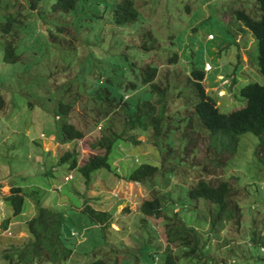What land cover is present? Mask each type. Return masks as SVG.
<instances>
[{"label": "rangeland", "instance_id": "374dc122", "mask_svg": "<svg viewBox=\"0 0 264 264\" xmlns=\"http://www.w3.org/2000/svg\"><path fill=\"white\" fill-rule=\"evenodd\" d=\"M121 1L78 0L74 10L60 13L54 10L55 0H43L35 10L29 0H0V96L4 100L0 111V264H12L6 255L27 248L34 241L27 223L38 216L40 205L65 218L74 209L84 212L89 207L110 214L106 224H98L100 228L88 229L85 223L77 226L83 236H78L80 242L91 236L87 244L96 250H90L86 244L85 254L84 246L78 244L70 259L55 264H90L98 259L106 264H162L161 260L156 262V257L153 263L157 246L173 254H178L179 248L168 243L165 216L149 217L144 223L141 205L159 197L167 214L192 217V226L207 233L211 224L218 222L214 216L216 209L202 201H194L191 206L185 203L181 187L190 188L201 179L216 183L224 177L236 191L231 203L236 217L225 228L210 232L208 244L214 249L211 255L222 258L223 264H252L257 248H250V253L246 238L252 235V227H260L264 234V204L260 201L264 190L256 198L257 189L241 187L235 176L242 170L241 157L248 167H255L251 160L255 144L249 135L243 136L232 162V155L223 162L211 152V135L205 128L194 121L199 129L195 133L183 126L187 122L181 124L179 120L193 115L194 107L201 101L193 88L192 71L203 69L206 62L212 71L205 72L202 84L223 114L244 106L241 89L252 83L263 84V76L254 67L258 43L251 32L240 29L243 27L234 16L235 11L242 10L259 20L261 15H256L255 8L258 5L255 0H133L138 11L136 20L118 24L115 13ZM9 43L20 58L16 63L3 60ZM151 66L158 69L157 85L170 91L169 125L175 130L179 128L164 140L163 145L170 150L160 149L152 130L138 135V143L120 142L112 153V172H99L89 184L76 171L69 172L67 165H59L67 150H74L79 156L80 166L91 156L104 153L92 148L105 132L104 121L110 119L112 123L114 117L115 128L121 132L125 117L123 110L109 112V101H98V107L93 95L106 85L114 88L111 84L123 81L143 86L141 74ZM148 91L139 89L125 99L142 93L148 97L146 100L156 103L158 97L150 98ZM122 93H126L124 85ZM61 104L73 109L63 116ZM159 113L158 107L155 116ZM103 116L108 117L83 139L67 145L60 143L64 122L88 130ZM190 137L195 141L196 152L189 151L188 160L181 159L180 165L176 158ZM171 142L173 146L169 147ZM142 164L157 166L159 175L142 183L125 180ZM169 169L174 173L171 178ZM68 176L72 180H67ZM251 176L255 178L251 181L254 186L264 183V169L253 170ZM13 186L21 187L26 199L25 211L19 216L13 214L6 199ZM178 198H183L181 203ZM175 202L177 205L172 208ZM252 204L259 208L250 209ZM73 222L78 224L79 220ZM145 225L147 230L143 233L151 231L150 225L158 232L152 237L147 233L146 241L142 235L133 244L131 237L136 229ZM240 243L237 257L233 258L227 250ZM48 254L52 255H41L45 259L39 264H48ZM214 262L216 259L206 263Z\"/></svg>", "mask_w": 264, "mask_h": 264}, {"label": "trees", "instance_id": "16d2710c", "mask_svg": "<svg viewBox=\"0 0 264 264\" xmlns=\"http://www.w3.org/2000/svg\"><path fill=\"white\" fill-rule=\"evenodd\" d=\"M29 1L32 8L35 10L43 0ZM77 1L78 0H55L54 10L60 13H68L75 9ZM255 2L258 5V7H255L257 11L256 15H261L259 20H256L242 10L235 11L234 16L240 27H243L240 29H243L247 34L251 32L258 43V59L257 65L254 62V67L257 66L259 73L264 79V0H255ZM115 16L116 23L118 24L134 22L138 16L134 1L122 0L117 5ZM210 35L213 36L212 34ZM15 51V47L11 43L7 44L3 56L4 62L16 63L20 60ZM236 68L238 69L239 67ZM203 70L204 69L194 68L192 71L193 79H195V81H192L193 88L196 95L200 96L201 101L194 107V114L183 120H179V123L182 124L184 121L187 122V124H184L183 126L192 129V132L195 133L198 132L199 129L194 126V121L205 128V131L211 135V142L209 145V148L212 149L211 152H214L216 158L221 159L223 162H226L227 158L231 155L233 157L229 158V162H232L243 136L249 135L250 140L255 144V149L253 150L254 156L251 159L253 160L255 167L252 168L251 165L248 167L245 163V158L241 157L239 161L243 163L242 170L239 171L235 177L241 187H255V189H257L255 197L258 198L257 193L264 190V183H256L254 186L251 181H255V178L251 176V173L253 170L264 169V80L262 85L252 83L241 89L240 97L243 99L242 102H245V107L230 114H223L220 112L219 107L216 106L214 100L207 94L205 87L202 84L205 77V72ZM228 71H226V73ZM157 74L158 69L151 66L145 70L143 69L141 74V83L143 86L135 84L128 85L123 81V84L122 82L111 84L114 88L106 85V88L95 92L93 98L96 101L97 106L100 105L98 101L103 103L101 100H105L109 101L111 103L110 105H112H107V108L110 106L109 112H115L117 109H119V111L123 110L125 117L124 126L120 132V130H117L114 125L117 119L112 117V123L110 122V119L104 121L105 132H103L102 136L96 139L92 145L93 150L103 151V154L91 156L84 165L80 166L78 165L79 156L73 152L74 150H67L61 156L59 165H67V170L69 172L76 171L78 175L89 184L93 179V176L99 172H112V153L116 145H119L120 142L138 143L136 140L138 135L146 134L149 130L154 131V139L156 140L157 145L160 146V149L168 152L170 148H166L163 145L164 140L168 139L169 135L177 132V129L179 128L177 127L175 130L169 125L167 120L169 117L167 115V96L170 91L167 88H162L157 85L155 82ZM237 81L238 80H235L234 82L237 83ZM109 82L110 80H108V83ZM122 85H124L126 93H122ZM139 89H143L144 91L149 90L150 98H152V95L157 96V102L153 103L152 101L146 100L148 97L143 96L142 93L136 97L132 96L130 99H125L126 96L128 97V95L135 94ZM91 94H93V92H91ZM3 106L4 100L0 96V111ZM158 107L160 108V113L155 116ZM72 109L71 105H60V111L63 116L64 114L69 113ZM101 113H103L102 110ZM107 117L108 116H103L101 119H95L94 127L88 128V130L64 122L62 125V135L59 139L60 143L62 145H67L74 143L76 140L83 139L88 132L98 127L102 120H105ZM191 137L186 139L188 140V144L182 149V154L180 151V155H178L179 157L176 158L179 160L180 165H182L181 159H185V162L188 160L187 154L189 151L196 152V144L195 141H192ZM168 145L169 147H172L173 142ZM72 148L73 147H71V149ZM259 153H261V156ZM168 171L171 173V178L173 176L172 174H174L173 170L169 169ZM159 172L160 169L157 166L142 164L125 176V180L142 183L157 177ZM227 179L228 178L224 177L223 180L216 183L211 182V180L207 181L201 179L195 184H192L190 188L184 186L181 187L182 193L180 195L181 197H185V203L188 202L191 206L194 201H202L216 209L214 216L217 218L218 222L212 223L207 233H201L192 226V217L181 215H178L180 216L178 217L174 213L167 214L166 211L168 210L166 206L164 207L162 199L159 197L148 199L141 205L140 213L144 223L148 221L149 217L160 219L163 215L165 216L167 224L165 233L168 236V243L176 244L179 248L178 254H173L169 250L161 251L162 247L157 246L155 248L157 253L153 257V263L154 258L156 257V262L161 260V262L163 261L162 264H204L209 261L212 262L214 259H216V262L212 264H223L221 262L222 258L211 255L214 249L208 244V240L210 232H214L213 229L217 231L220 228H225V225L231 224L236 217V210L231 206L236 191ZM67 180H69V176L67 177ZM6 199L12 207L15 216H19L25 211L26 199L22 195L21 187L13 186L11 188V195ZM182 199L183 198H178V202L181 203ZM260 201L264 204V195L261 196ZM175 205H177V202L172 205V208H174ZM235 205L236 207L239 206V204ZM251 208L257 210L259 206L252 204L250 209ZM87 209L88 210H84V212L74 209L73 213L67 214V218H65L61 213L54 212L51 208L40 205L38 216H35L33 220H30L27 223V228L30 234L34 237V241L29 244L27 248L20 249L21 251L18 250L11 255L7 254V259H9L12 264H39V262L45 259L41 255L45 252H50L52 255L48 254L50 257L49 261L61 262L65 258L67 260L72 256V253L75 250L74 247L78 244L84 246L85 254H87L85 245L88 243L91 236L87 235L88 238L86 241L81 243L79 237L75 233L78 232L77 226H82V224L85 223L86 228L88 229L91 226H97L100 228L98 224H106L110 216L108 212L97 211L91 207ZM239 209H241L240 206ZM181 217L184 218V220ZM74 219H78L79 223H74ZM235 221H237V224L241 227H244L243 223L238 220ZM68 225H70L69 233H66L65 231L68 230ZM145 228L147 230V225L140 230L136 229L134 237H131L133 239V244H136L138 239H142V235L145 236V239L142 240L146 241L148 239L147 233L152 237V234L156 235L158 232L153 229L152 225H150L149 230L151 231L143 233ZM252 228V235L249 237L248 234L247 236L249 238H246V249L250 252V248H257V253L254 252L252 255V264H264V252H262L264 249V234L261 232L260 227ZM240 232L242 231L240 230ZM78 233L80 234V232ZM92 234L93 232L90 235ZM72 239L73 242H71ZM66 241L69 243H66ZM240 245L241 243L239 245H231L230 250H227L229 255H232L233 258H235V256L237 257L236 249L240 248ZM88 246L91 247L90 250H96V247H92L91 245ZM33 251L37 252V254H34ZM27 256L32 259L28 261ZM224 256L225 253H222L221 257H223V261H225ZM243 261L244 260L242 259V262ZM90 264L106 263L98 259Z\"/></svg>", "mask_w": 264, "mask_h": 264}, {"label": "clouds", "instance_id": "9594fccd", "mask_svg": "<svg viewBox=\"0 0 264 264\" xmlns=\"http://www.w3.org/2000/svg\"><path fill=\"white\" fill-rule=\"evenodd\" d=\"M210 38L213 39V36H211ZM254 39H255V38H254ZM208 65L210 66V64L206 62V64H205L206 67L203 68V69H204V70H203L204 72L212 71V70H211V69H212L211 66H210V68H209ZM205 74H206V73H205ZM237 97H238V96H237ZM242 100H243V99L241 98V103L244 104L243 107H245V106H246V105H245V102L243 103ZM243 107H242V108H243ZM238 110H239V109H238ZM71 178H72V177H71ZM71 178H70V176H69V179H71ZM75 233H76L77 236L80 235V237L82 238V236H81L82 233H80V234H79L78 232H75ZM263 250H264V249H263ZM73 254H74V252L72 253V255H73ZM70 258H71V257H70ZM70 258H69V259H70ZM56 262H58V261H49V260L47 261L48 264H55ZM59 263H61V262H59Z\"/></svg>", "mask_w": 264, "mask_h": 264}, {"label": "built area", "instance_id": "2783aa9c", "mask_svg": "<svg viewBox=\"0 0 264 264\" xmlns=\"http://www.w3.org/2000/svg\"><path fill=\"white\" fill-rule=\"evenodd\" d=\"M208 67L210 68V66L208 65Z\"/></svg>", "mask_w": 264, "mask_h": 264}]
</instances>
